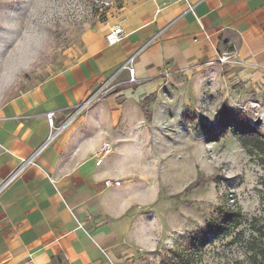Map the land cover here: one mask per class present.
<instances>
[{
	"label": "crops",
	"instance_id": "crops-1",
	"mask_svg": "<svg viewBox=\"0 0 264 264\" xmlns=\"http://www.w3.org/2000/svg\"><path fill=\"white\" fill-rule=\"evenodd\" d=\"M189 1L194 13L180 0H140L119 22L124 40L102 35L38 86L2 87L0 186L21 159L34 164L0 191V264L140 262L166 184L165 77L220 69L228 56L264 82V0ZM132 57L135 81L122 69ZM51 112L65 124L57 135ZM104 143L111 152L98 155Z\"/></svg>",
	"mask_w": 264,
	"mask_h": 264
},
{
	"label": "rangeland",
	"instance_id": "rangeland-1",
	"mask_svg": "<svg viewBox=\"0 0 264 264\" xmlns=\"http://www.w3.org/2000/svg\"><path fill=\"white\" fill-rule=\"evenodd\" d=\"M139 1L0 0V90L13 96L73 67ZM165 84L166 184L138 264H261L251 244L264 245V82L233 61ZM237 113L256 128L252 139L236 131ZM229 213L239 225L225 223Z\"/></svg>",
	"mask_w": 264,
	"mask_h": 264
},
{
	"label": "built area",
	"instance_id": "built-area-1",
	"mask_svg": "<svg viewBox=\"0 0 264 264\" xmlns=\"http://www.w3.org/2000/svg\"><path fill=\"white\" fill-rule=\"evenodd\" d=\"M184 2L187 5V8L190 12L194 13V5L190 3L189 0H180ZM127 37V33L123 29L122 26L117 25L111 29L109 34L107 35V40L110 45L117 44L118 42L124 40ZM133 62H134V57L130 58L126 64L122 66L123 70H127L130 74L131 81H135V68L133 67ZM233 62L231 57L228 56H221L217 63L218 64H226ZM215 64V62L211 63ZM168 76V75H167ZM47 120L50 128L54 131V135L59 134L63 128L65 127V124L63 126H56L55 125V113L51 112L47 115ZM51 138V137H50ZM111 144L109 143H104L102 148L98 151V155H106L111 152ZM34 161L33 158H28V159H21L20 160V165L18 168L10 174V176L3 182V184L0 186V191L10 185L17 177L18 175L29 165H33ZM120 184L119 180L112 181V180H106L105 185L106 186H117Z\"/></svg>",
	"mask_w": 264,
	"mask_h": 264
},
{
	"label": "trees",
	"instance_id": "trees-1",
	"mask_svg": "<svg viewBox=\"0 0 264 264\" xmlns=\"http://www.w3.org/2000/svg\"><path fill=\"white\" fill-rule=\"evenodd\" d=\"M237 118H235L236 120V126L235 129L236 131H240L241 133L243 134H249L251 139L253 138V135L255 134V127L252 126L250 124V122L248 121L247 119V116L245 114H242V113H237ZM222 120H224V126L228 125V123H231V121H234V116H233V113H231L230 111H226V113L223 114ZM257 145H260L259 142L257 143ZM264 145V144H262ZM237 215V216H236ZM239 218H241L240 214H234V213H229L227 214V218H226V222H231L233 223L232 221L235 222V226L239 225L240 224V221L241 219L239 220ZM229 228V226L225 227L224 228V231H227ZM259 234L261 236H264V224L260 225L259 226ZM252 247L255 248V251H253V254H252V260L255 261L257 257H261L260 259V263L261 264H264V245L263 244H257L255 240H253V243L251 244ZM257 247V249H256Z\"/></svg>",
	"mask_w": 264,
	"mask_h": 264
}]
</instances>
